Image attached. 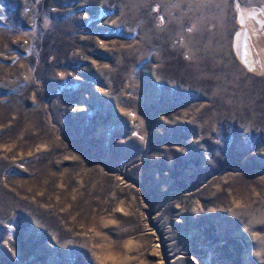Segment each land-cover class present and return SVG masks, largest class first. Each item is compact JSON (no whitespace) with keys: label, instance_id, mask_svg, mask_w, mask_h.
Masks as SVG:
<instances>
[{"label":"rangeland","instance_id":"1","mask_svg":"<svg viewBox=\"0 0 264 264\" xmlns=\"http://www.w3.org/2000/svg\"><path fill=\"white\" fill-rule=\"evenodd\" d=\"M262 64L264 0H0V264H264Z\"/></svg>","mask_w":264,"mask_h":264},{"label":"water","instance_id":"2","mask_svg":"<svg viewBox=\"0 0 264 264\" xmlns=\"http://www.w3.org/2000/svg\"><path fill=\"white\" fill-rule=\"evenodd\" d=\"M249 18L248 16H246L245 14H241L238 18V23H239V26H240V30H242L244 32V36H243V40L245 41L246 45H247V48H248V55H249V58H250V65L247 66L246 64H244L240 59H238L237 57H240L237 53L236 50H238V47L237 49L235 48V56L236 58L241 62L243 63L244 65H246L249 69L253 70L254 66H253V60H252V57L249 53V45H248V41L247 40H250L251 41V45L252 47L254 48L253 50L257 51L256 50V46L254 45V42H253V37H252V34H251V30H250V22H249ZM239 30V31H240ZM258 53V51H257ZM261 63V61H260ZM260 65V64H259ZM259 65L257 66V69H262L264 68V65L263 67H259Z\"/></svg>","mask_w":264,"mask_h":264},{"label":"bare ground","instance_id":"3","mask_svg":"<svg viewBox=\"0 0 264 264\" xmlns=\"http://www.w3.org/2000/svg\"><path fill=\"white\" fill-rule=\"evenodd\" d=\"M240 56L243 58V60L249 63L248 58H247V53L244 47L241 49Z\"/></svg>","mask_w":264,"mask_h":264}]
</instances>
